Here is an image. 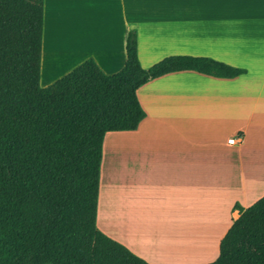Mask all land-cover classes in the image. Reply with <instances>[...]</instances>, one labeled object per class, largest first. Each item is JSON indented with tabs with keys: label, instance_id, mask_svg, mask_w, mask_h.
Returning a JSON list of instances; mask_svg holds the SVG:
<instances>
[{
	"label": "crops",
	"instance_id": "1",
	"mask_svg": "<svg viewBox=\"0 0 264 264\" xmlns=\"http://www.w3.org/2000/svg\"><path fill=\"white\" fill-rule=\"evenodd\" d=\"M130 31L143 69L178 56L245 73L135 91L132 126L103 138L96 227L148 264L212 263L235 205L264 195V0H43L40 87L87 60L118 73Z\"/></svg>",
	"mask_w": 264,
	"mask_h": 264
},
{
	"label": "trees",
	"instance_id": "2",
	"mask_svg": "<svg viewBox=\"0 0 264 264\" xmlns=\"http://www.w3.org/2000/svg\"><path fill=\"white\" fill-rule=\"evenodd\" d=\"M42 35L43 0H0V264H148L96 227L105 134L132 126V96L150 80L245 71L178 56L143 69L130 31L118 73L87 60L41 88ZM234 208L239 217L209 264H264V195Z\"/></svg>",
	"mask_w": 264,
	"mask_h": 264
},
{
	"label": "built area",
	"instance_id": "3",
	"mask_svg": "<svg viewBox=\"0 0 264 264\" xmlns=\"http://www.w3.org/2000/svg\"><path fill=\"white\" fill-rule=\"evenodd\" d=\"M240 141H241V137H239L237 139L231 138V139L228 140V144H236V143H238Z\"/></svg>",
	"mask_w": 264,
	"mask_h": 264
}]
</instances>
